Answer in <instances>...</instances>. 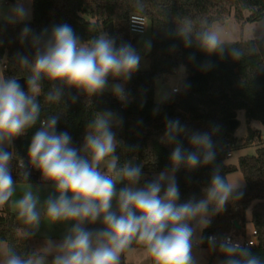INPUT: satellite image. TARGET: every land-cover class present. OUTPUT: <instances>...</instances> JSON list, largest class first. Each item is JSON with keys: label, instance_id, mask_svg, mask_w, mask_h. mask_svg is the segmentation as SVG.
<instances>
[{"label": "clouds", "instance_id": "1", "mask_svg": "<svg viewBox=\"0 0 264 264\" xmlns=\"http://www.w3.org/2000/svg\"><path fill=\"white\" fill-rule=\"evenodd\" d=\"M25 3L31 0H17L6 22L30 19V8ZM175 36L185 48L196 46L207 55L222 57L227 52L233 60L243 55L228 47L218 30L208 28L193 34L191 22L177 27ZM20 40L28 41L32 50L31 56H14L31 73L26 78V90L19 79L0 77V207L9 204L16 192L17 180L12 175L14 141L39 122L27 149V163L21 159L18 164L24 180L28 181L30 170H36L53 191L43 201L39 189L24 191L14 201L17 216L29 226L30 230L23 233L26 239L39 230L42 215L53 224L70 227L58 241L46 238L43 251L20 255L12 248L6 249L0 264H121V254L133 243L144 246L153 264H199L193 253L197 228L202 232L230 199L243 195L215 165L213 136L219 126L206 132L190 131L178 119H166L164 137L172 146L170 164L147 179L143 167L133 160L121 165L117 147L124 144L113 129L121 127L123 121L115 113L96 112L85 126L80 148L73 145L68 132L57 131L61 115L41 119L40 89L45 80L51 85L45 95L49 103H64L68 89L90 98L111 91L126 102L124 83L141 65L136 49L127 43L117 45L109 33L82 41L68 24L54 25L38 35L25 26ZM144 47L149 51L151 42H145ZM202 67L209 70L212 64L205 62ZM181 136L188 139L194 151L183 147ZM208 165L214 167L202 197L180 203L177 171ZM96 224L101 227H89ZM199 239L204 242L202 236ZM208 243L226 257L222 264H264L261 257L228 238L217 241L209 237Z\"/></svg>", "mask_w": 264, "mask_h": 264}, {"label": "trees", "instance_id": "2", "mask_svg": "<svg viewBox=\"0 0 264 264\" xmlns=\"http://www.w3.org/2000/svg\"><path fill=\"white\" fill-rule=\"evenodd\" d=\"M138 4L141 7H137ZM232 9L237 20L256 22L264 17V0H33L32 21L14 24L0 21V70L3 69L4 78L18 79L31 74L14 58L16 53L32 54L29 42L21 43L20 40L25 26L38 35L54 25L68 24L82 41H90L103 32L109 33V23L113 22L117 45L127 43L137 49L139 35L131 33L130 17L144 15L151 31L152 48L147 54L150 65L148 69L136 71L125 83L127 101L121 102L108 91L90 98L75 89H68L65 90L64 103H49L45 95L51 85L45 80L40 89L41 119L61 115L57 131L68 132L73 145L80 148L85 126L96 112L115 113L123 121L121 127L113 129L117 139L124 144L117 147L121 165L123 161L137 157L142 162L143 172L148 173L169 167L172 146L164 137L166 119H178L190 131L206 132L219 126V132L213 136L217 151L215 165L220 166L221 174L227 179L228 174L237 169L226 163L229 156L226 146L237 145L230 121L238 117L239 111H244L247 121L258 120L264 125V39L225 43L243 53L239 60H233L227 52L221 57L207 55L196 46L185 48L175 31L186 21L191 22L193 34L211 28L214 23L225 21ZM244 11L250 12L246 18ZM205 62H211L209 70L203 69ZM181 66H185L187 72L181 90L160 103L156 102V81L173 74ZM188 96L195 98L196 106L184 112L178 105ZM38 127L39 122L14 141L12 175L17 183H43L36 170H30L28 181L24 180L18 164L21 159L27 163V149ZM259 133V130L250 128L246 142L253 143ZM179 139L186 150L194 151L186 137ZM213 167L208 165L193 171L180 168L177 171L180 203L202 197V189L210 183ZM239 168L246 184L237 191L243 195L239 199H230L223 211L214 214L202 236V246L218 258L220 264L226 257L218 247L213 249L210 246L209 235L222 237L235 232L246 237L249 223L258 235L257 244L247 249L264 260V141L258 145L255 155L240 157ZM27 230H30L29 226L11 209V201L0 208V241L6 242L8 248L20 255L35 250L30 245V238L21 234ZM142 246L133 243L121 254V264H127L126 254L130 249Z\"/></svg>", "mask_w": 264, "mask_h": 264}, {"label": "rangeland", "instance_id": "3", "mask_svg": "<svg viewBox=\"0 0 264 264\" xmlns=\"http://www.w3.org/2000/svg\"><path fill=\"white\" fill-rule=\"evenodd\" d=\"M17 0H0V21H5V17L9 15V10L12 6L16 4ZM25 7L30 8V19L25 20L23 22H30L33 19V0L31 3H25ZM250 15L249 11H244V18ZM229 18V22L226 24V28L221 29L219 31L221 39L227 42H235L240 40H257L264 39V17L256 22H247L244 20H237L234 16V10L232 9L231 14L227 16ZM226 18V19H227ZM224 22V21H223ZM216 25H219L217 22ZM214 29V28H211ZM107 33V32H103ZM151 42V31H148L142 35L138 36L136 45V51L141 56V65L139 69L145 70L149 68L150 61L147 57V54L151 52L145 50V42ZM187 74L185 66H181L177 69L176 73L173 75L163 76L156 81V93H155V101L162 102L173 94V88L178 86L179 88L183 87L185 81V75ZM0 77H3V73L0 70ZM114 83H124L122 81H113ZM125 87V83H124ZM111 92V91H108ZM196 104L194 105V107ZM238 121L240 122L239 126L236 128L234 132V136L237 138V145L233 147L231 150V155L226 159V163L235 166L237 169L228 174L227 180L230 184L237 186L238 188L244 187L246 184L243 172L239 168V159L244 155H255L257 147L260 143L264 141V125L258 120L247 121L245 117L244 111L238 112ZM259 130V138L255 140L253 143H247L246 138L249 133V129ZM133 162L136 164H140L142 166L141 160L137 157L133 158ZM160 171L153 172H144L146 174V178L153 177L154 174L159 173ZM31 184V185H29ZM31 189L35 192L39 189V194L41 197V201H43L47 196L53 191L51 185L40 183H17L16 192L11 201V207L13 210H16L14 201L19 199L23 192ZM41 211L43 212V204L39 206ZM251 209L248 211V215L250 216ZM42 223L39 227V230L35 233L34 238H30V245L35 248V250L43 251V245L45 239H51L53 241H58L62 238L63 234L66 232L67 228L70 225L57 223L53 224L50 220L42 215L41 217ZM205 229V228H204ZM197 228V239L194 242L193 253L197 257L199 264H208L212 255L208 249L202 246L199 237L203 236V231ZM253 230V226L249 223L247 224L246 231L247 234H250ZM22 232L21 234H23ZM233 236L241 237L245 235L243 233H235L232 232ZM247 236V235H246ZM8 249V244L6 242L0 241V260L3 258L4 251ZM51 260V257H49ZM126 263L127 264H151L152 258L149 257L146 253L144 246L136 247L130 249L126 254ZM213 264H220L218 258L213 261Z\"/></svg>", "mask_w": 264, "mask_h": 264}, {"label": "built area", "instance_id": "4", "mask_svg": "<svg viewBox=\"0 0 264 264\" xmlns=\"http://www.w3.org/2000/svg\"><path fill=\"white\" fill-rule=\"evenodd\" d=\"M129 28H130L131 33L134 35H142V34L146 33L149 29L148 18L144 15H141V14H133L130 17ZM174 90H178V91H174ZM180 90H181V88H179L178 86H175L173 88L174 93H177ZM232 149H233V147L230 144H228L226 146V150L228 151L229 156L231 155ZM257 235H258L257 230L253 229L251 231V233L246 237H244V236L235 237L231 234H228V235H225L222 237H218L214 234H211V235H209V237H215L217 241H221V240H224L225 238H228L233 242L239 243L242 247L247 248V247L254 246L257 244Z\"/></svg>", "mask_w": 264, "mask_h": 264}, {"label": "water", "instance_id": "5", "mask_svg": "<svg viewBox=\"0 0 264 264\" xmlns=\"http://www.w3.org/2000/svg\"><path fill=\"white\" fill-rule=\"evenodd\" d=\"M109 34L116 38V33H115V30H114L113 22L109 23ZM26 78L27 77L18 78L19 79V83L21 84V87L24 88L25 90H26ZM194 102H195V98L193 96H188V97H186L185 99H183L179 103L178 107H179L180 110H182L184 112H189L190 109L192 107H194ZM239 124H240V122L238 121V118L232 119L230 121V129L232 131H235L236 128L239 126ZM234 223L237 225L238 228L240 227L239 224L236 221ZM213 261H214V257L211 256L208 264H213Z\"/></svg>", "mask_w": 264, "mask_h": 264}, {"label": "crops", "instance_id": "6", "mask_svg": "<svg viewBox=\"0 0 264 264\" xmlns=\"http://www.w3.org/2000/svg\"><path fill=\"white\" fill-rule=\"evenodd\" d=\"M229 22V18H227V19H225V21L224 22H217L219 25H216L215 23L212 25V27L211 28H214L215 30H218V31H220L221 29H224V28H226V24ZM177 71V70H176ZM176 71L173 73V74H175L176 73ZM1 72L3 73V69H1ZM173 74H171V75H173ZM170 76V75H169ZM185 77H186V75H185ZM4 78V77H3ZM173 94H174V92H173ZM1 208V207H0ZM11 209H12V207H11ZM13 210V209H12ZM13 211H16V210H13ZM232 234V233H231ZM216 258H214V260H215ZM219 260V259H218Z\"/></svg>", "mask_w": 264, "mask_h": 264}]
</instances>
